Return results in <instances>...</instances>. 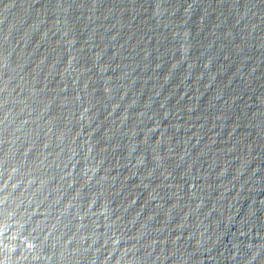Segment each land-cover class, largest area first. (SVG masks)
Here are the masks:
<instances>
[{"label":"water","instance_id":"95a60500","mask_svg":"<svg viewBox=\"0 0 264 264\" xmlns=\"http://www.w3.org/2000/svg\"><path fill=\"white\" fill-rule=\"evenodd\" d=\"M0 264H264V0H0Z\"/></svg>","mask_w":264,"mask_h":264}]
</instances>
